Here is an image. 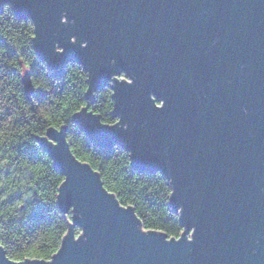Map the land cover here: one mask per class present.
Segmentation results:
<instances>
[{
    "label": "water",
    "instance_id": "obj_1",
    "mask_svg": "<svg viewBox=\"0 0 264 264\" xmlns=\"http://www.w3.org/2000/svg\"><path fill=\"white\" fill-rule=\"evenodd\" d=\"M7 3L33 20L36 52L56 75L74 60L87 98L112 87L119 123L89 105L73 120L95 143L130 150L133 168L162 171L183 230L145 231L65 129L50 127L39 141L64 175L58 204L82 231L48 260H15L0 244V264H264V0ZM23 83L31 98L29 69Z\"/></svg>",
    "mask_w": 264,
    "mask_h": 264
},
{
    "label": "trees",
    "instance_id": "obj_2",
    "mask_svg": "<svg viewBox=\"0 0 264 264\" xmlns=\"http://www.w3.org/2000/svg\"><path fill=\"white\" fill-rule=\"evenodd\" d=\"M31 72L34 91L27 97L23 73ZM121 76H125L124 73ZM88 73L69 61L56 75L34 47V22L16 14L11 3L0 8V244L15 260H48L72 227L74 211H63L58 194L64 175L39 141L50 127L65 129L72 153L99 173L117 199L132 205L145 229L178 237L180 211L171 202L173 186L160 170L133 168L130 150L120 144L103 146L91 140L73 116L89 105L104 123L114 124L115 99L109 85L87 98Z\"/></svg>",
    "mask_w": 264,
    "mask_h": 264
},
{
    "label": "snow or ice",
    "instance_id": "obj_3",
    "mask_svg": "<svg viewBox=\"0 0 264 264\" xmlns=\"http://www.w3.org/2000/svg\"><path fill=\"white\" fill-rule=\"evenodd\" d=\"M121 79H124V77H121ZM3 114H4V109L2 108V106H0V116H3ZM117 123H119V122H117ZM0 187H2V186H0ZM7 199H8L7 195L0 197V203H3V201H5ZM145 231H151V230L146 229Z\"/></svg>",
    "mask_w": 264,
    "mask_h": 264
},
{
    "label": "rangeland",
    "instance_id": "obj_4",
    "mask_svg": "<svg viewBox=\"0 0 264 264\" xmlns=\"http://www.w3.org/2000/svg\"><path fill=\"white\" fill-rule=\"evenodd\" d=\"M122 77H125V76H122Z\"/></svg>",
    "mask_w": 264,
    "mask_h": 264
},
{
    "label": "built area",
    "instance_id": "obj_5",
    "mask_svg": "<svg viewBox=\"0 0 264 264\" xmlns=\"http://www.w3.org/2000/svg\"><path fill=\"white\" fill-rule=\"evenodd\" d=\"M122 77V76H121Z\"/></svg>",
    "mask_w": 264,
    "mask_h": 264
}]
</instances>
